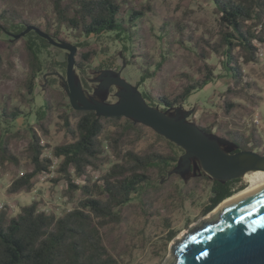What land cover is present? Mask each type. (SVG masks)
<instances>
[{"label": "trees", "instance_id": "1", "mask_svg": "<svg viewBox=\"0 0 264 264\" xmlns=\"http://www.w3.org/2000/svg\"><path fill=\"white\" fill-rule=\"evenodd\" d=\"M7 1L0 0V42L5 45L0 50V70L5 63L17 68V61L26 68L20 86L0 93V170L12 174L7 194L31 192L39 176L53 173L51 183L58 186L65 182L64 194L72 207L60 215L41 209L36 200L20 205L14 215H9L8 208L0 210V264H125L115 253L113 240L127 239L134 247L128 235L135 217L146 222L166 221V246L178 234L170 220L173 199L194 203L208 188L202 217L243 189L237 188L238 180L220 182L203 171L184 181L171 173L185 153L176 144L154 131L157 142L137 150L136 142L153 131L151 128L125 117H99L94 111L74 110L64 87L53 88L64 76L60 71L66 73L67 60L52 63V45L35 31L18 40L9 33L17 35L27 26H35L65 42H69L65 35L74 34L81 39L75 45L80 47L75 66L82 74H88L101 55L100 47L88 40L114 34L126 51H133L128 64L141 71L136 87L147 104L168 112L220 78L218 66L212 62L217 57L229 76L226 89L212 110L199 118L192 116L193 111L189 121L206 134L235 144L236 152L253 150L264 155V141L255 126L250 132L231 127L240 111L252 113L246 103L254 106L261 99L260 87L250 79L245 66L262 62L255 42L264 43V0H209L216 25L202 33L179 21L174 25L164 22L159 40L177 45L191 58L179 68L171 67L176 63L171 50L159 58L147 50L144 21L150 9L131 6L135 0H41L50 8L42 23H36V15L21 4ZM19 42L22 44L17 46ZM43 77L48 83L37 107ZM81 82L87 91L85 79ZM56 112L65 137L52 146L42 143V136L49 137ZM33 115L34 124L23 129L21 122ZM21 135L26 141L23 149L14 146ZM105 165L108 168L95 179L94 173ZM175 178H182V184L165 194L163 190ZM78 179L84 183H77ZM163 195L164 200L160 198Z\"/></svg>", "mask_w": 264, "mask_h": 264}, {"label": "rangeland", "instance_id": "2", "mask_svg": "<svg viewBox=\"0 0 264 264\" xmlns=\"http://www.w3.org/2000/svg\"><path fill=\"white\" fill-rule=\"evenodd\" d=\"M6 3L21 4L23 8L33 12L37 19L36 23H42L45 21L44 13L50 8L46 2L41 0H8ZM131 6H147L149 11L146 12V20L144 25L148 33L147 37V50L154 56L160 57L166 51L171 50L175 57L176 63L172 64V68H179L186 66L191 58L187 51L179 48L177 45H169L162 43L159 40L160 28L164 22H170L174 25L176 22H182L185 25L190 26L198 33L205 32L207 30H213L216 25L215 9L209 0H135L131 3ZM50 14V12L48 11ZM12 34V33H11ZM27 35V34H26ZM25 35V36H26ZM12 37V36H11ZM69 39V42L76 45L77 41L81 39L69 32L65 35ZM6 38V36H2ZM84 40V38H82ZM89 42L97 44L101 49L100 58L97 59L91 68L88 70V74H82L77 72L79 78L85 79L88 85L86 90L92 95H95V89L98 88V83H93L95 79L101 74L102 69L112 70L114 72H121V77L130 82L132 85L137 86L140 80L141 71L138 66L134 64H128L131 62V55L133 51L130 49L126 51L119 39H116L114 34L102 35L101 37H94ZM22 43H17L20 46ZM264 48V45H261ZM5 45L0 42V50H4ZM77 49L80 47L77 46ZM62 50V49H61ZM53 58H50L52 63H62L67 60V51L52 46L49 48ZM260 64L252 63L245 66V71L248 73L251 80L257 82L260 87L259 95L261 99L254 106L250 103H246L247 106L252 108V113L248 114L244 111L238 113L239 117L234 120V124L231 127H238L240 129H246L250 132L252 127L255 126L263 138L264 141V56ZM212 62L218 66L217 73L220 78L213 84H209L203 90L195 92L188 101L182 106L183 110L194 111L192 116L199 118L207 111L214 108L215 103L218 100V95L226 89V84L229 80L228 73L223 69L220 59L214 57ZM55 66V64H54ZM102 66H105V68ZM109 68V69H108ZM26 68L22 66L20 61H17V68H14L10 64L5 63L0 70V93L6 92L9 89H13L21 85L25 78ZM61 74L66 75L60 71ZM83 82V81H82ZM48 82L41 78L38 85L37 95V107L41 104L44 88ZM63 86L62 79H58L56 84L53 85L55 90L61 89ZM143 86H141V89ZM63 89V88H62ZM118 91L117 87H112L109 97L105 101H116L114 93ZM98 99L103 98L104 93L100 92L95 95ZM191 116V117H192ZM189 117V119H191ZM36 118L35 115L31 116L27 121L21 122V127L27 128V124H34ZM53 123L50 125L49 137L42 136V143L56 145L64 139V132L59 126L60 118L59 113L56 112L53 116ZM239 124V125H238ZM237 125V126H235ZM248 129V130H247ZM40 134V133H39ZM157 137L154 131H148L147 136L136 142L135 148L137 150H143L150 144L156 143ZM163 144V143H161ZM14 146L19 149H23L26 146L24 136L17 137L14 141ZM45 155H50V150L46 149ZM56 162V160H55ZM108 165L102 167L101 172L94 173L96 179L102 171H105ZM202 168L197 161H192L190 169L184 173L182 178L187 179L195 174H200ZM23 174V171L20 172ZM54 176L53 173H44L39 176L35 181V187L31 192H22L16 195H8L7 188L12 181V174L8 171L0 170V210L8 208L9 215L17 214L20 211V205L30 204L33 201H40L41 209L55 211L62 215L66 210L69 211L72 207L69 204L68 198L64 194L67 189L65 182L55 186L51 183L50 179ZM181 178V179H182ZM181 179H173L168 182L163 192L170 194L169 191L179 184H182ZM77 183L83 184L84 181L78 179ZM238 186L246 187V183L243 178L238 179ZM209 196V189L207 188L193 203L187 201L184 204L173 199L170 208L171 212L170 220L172 222V229L178 230L177 236L170 242L166 243L168 235V229L166 228V221L163 219L146 222L142 217H135L131 226V233L128 235L134 241L133 243L127 239H114L113 249L120 258H123L125 264H172L175 261L173 253L170 251L171 245L175 239L184 231H189L191 227L198 223L205 216H200L203 205L207 202ZM163 200L164 195L160 196ZM189 222V223H188Z\"/></svg>", "mask_w": 264, "mask_h": 264}, {"label": "water", "instance_id": "3", "mask_svg": "<svg viewBox=\"0 0 264 264\" xmlns=\"http://www.w3.org/2000/svg\"><path fill=\"white\" fill-rule=\"evenodd\" d=\"M31 31L52 46L67 51L66 75L60 78L74 110L94 111L99 117L131 119L185 151L171 173L182 177L192 161H197L211 179L227 182L241 179L250 170L264 169V155L253 150L236 152L235 144L206 134L190 122L193 110L186 112L181 106L168 112L147 104L140 90L124 80L121 72L103 70L93 81L98 83L95 95L103 92V98L89 96L76 72L77 47L57 40L35 26H27L20 34L9 35L18 40ZM113 86L118 88L117 100L105 101ZM170 251L175 257L172 264H264V190L230 203L179 237Z\"/></svg>", "mask_w": 264, "mask_h": 264}, {"label": "bare ground", "instance_id": "4", "mask_svg": "<svg viewBox=\"0 0 264 264\" xmlns=\"http://www.w3.org/2000/svg\"><path fill=\"white\" fill-rule=\"evenodd\" d=\"M241 178L244 179L246 183V187L234 193L231 197L227 198L226 200H224L220 205H218L215 209H213L208 215L202 218L198 223L194 224L191 227V229L196 227L198 224H200L204 220L212 217L213 215L218 213L220 210H222L224 207L234 202L235 200L248 196L250 194L259 192L261 190H264V169L250 170L246 172ZM185 233H187V231L180 233V235L175 239V241Z\"/></svg>", "mask_w": 264, "mask_h": 264}, {"label": "built area", "instance_id": "5", "mask_svg": "<svg viewBox=\"0 0 264 264\" xmlns=\"http://www.w3.org/2000/svg\"><path fill=\"white\" fill-rule=\"evenodd\" d=\"M261 45H264V43L255 42V46L258 48V56L263 57L264 56V48H261Z\"/></svg>", "mask_w": 264, "mask_h": 264}, {"label": "flooded vegetation", "instance_id": "6", "mask_svg": "<svg viewBox=\"0 0 264 264\" xmlns=\"http://www.w3.org/2000/svg\"><path fill=\"white\" fill-rule=\"evenodd\" d=\"M103 71V70H102ZM93 83H95L96 84V82H93ZM89 96H92L88 91H85ZM117 92V91H116ZM115 92V93H116ZM115 93H114V97L116 98V100H117V97L115 96ZM109 97V96H108ZM115 102V101H114ZM240 187H242V186H238L237 185V188H240Z\"/></svg>", "mask_w": 264, "mask_h": 264}]
</instances>
